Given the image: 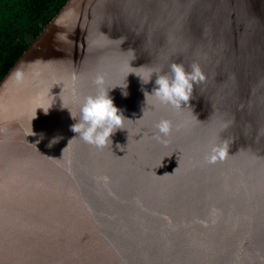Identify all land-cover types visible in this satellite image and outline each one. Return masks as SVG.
Wrapping results in <instances>:
<instances>
[{
  "label": "water",
  "instance_id": "water-1",
  "mask_svg": "<svg viewBox=\"0 0 264 264\" xmlns=\"http://www.w3.org/2000/svg\"><path fill=\"white\" fill-rule=\"evenodd\" d=\"M173 63L206 77L179 109ZM98 74L102 149L72 131ZM0 264H264V0H66L0 80Z\"/></svg>",
  "mask_w": 264,
  "mask_h": 264
},
{
  "label": "clouds",
  "instance_id": "clouds-1",
  "mask_svg": "<svg viewBox=\"0 0 264 264\" xmlns=\"http://www.w3.org/2000/svg\"><path fill=\"white\" fill-rule=\"evenodd\" d=\"M170 69L172 73L171 76L168 74L155 73V87L153 88L152 95H154L161 104L171 105L173 108L179 109L182 104L187 105L189 103L193 95L194 84L198 85L204 82L206 77L197 64L191 66V71L186 70L182 63H173ZM152 74L148 79H143L138 75L141 78V84H148L151 81ZM94 83L99 88V91L96 95H90L85 99L80 109L79 122L72 125V131L78 133V136L85 143L102 149L111 141L110 137L112 134H114L116 130L123 128V121L126 118L123 116L121 110L114 105L112 98L108 95L110 89L105 90L103 88L105 83L104 76L98 74ZM121 89L122 95L127 97L129 94L126 90L127 83L122 85ZM141 90L144 91V95L147 99L149 93L145 91L143 87ZM44 111L47 113V110L44 109ZM71 115L73 119L76 118L72 113ZM156 127L160 134L156 137L157 140H161L162 137H167L172 131V124L166 119L161 120ZM57 139L58 138H54V140L50 142L49 147L57 142ZM162 142L166 143L167 141L164 140ZM227 156V144L215 145L211 148V152L206 157V160L209 164H215L218 161L225 160Z\"/></svg>",
  "mask_w": 264,
  "mask_h": 264
},
{
  "label": "trees",
  "instance_id": "trees-1",
  "mask_svg": "<svg viewBox=\"0 0 264 264\" xmlns=\"http://www.w3.org/2000/svg\"><path fill=\"white\" fill-rule=\"evenodd\" d=\"M66 0H0V80Z\"/></svg>",
  "mask_w": 264,
  "mask_h": 264
}]
</instances>
